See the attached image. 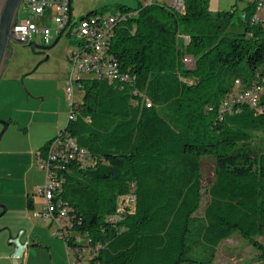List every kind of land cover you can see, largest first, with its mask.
I'll list each match as a JSON object with an SVG mask.
<instances>
[{
    "label": "trees",
    "instance_id": "16d2710c",
    "mask_svg": "<svg viewBox=\"0 0 264 264\" xmlns=\"http://www.w3.org/2000/svg\"><path fill=\"white\" fill-rule=\"evenodd\" d=\"M120 9L137 13L106 48L129 79L82 78L61 132L73 141L56 163L75 263L212 264L238 232L264 264V113L232 102L264 77V23L212 12L208 0ZM209 156L216 176L200 211Z\"/></svg>",
    "mask_w": 264,
    "mask_h": 264
},
{
    "label": "rangeland",
    "instance_id": "374dc122",
    "mask_svg": "<svg viewBox=\"0 0 264 264\" xmlns=\"http://www.w3.org/2000/svg\"><path fill=\"white\" fill-rule=\"evenodd\" d=\"M164 1L172 2V0ZM208 1L212 12L234 10V20L238 22L239 16L253 0ZM141 2L143 0H72V23L51 48L32 49L28 44L15 41L11 43V54L2 78L14 76V97L8 95L0 101L2 109H6V117H0V120L8 122V127L0 141V204L8 208L7 203L1 201L6 193L4 189L7 183L8 192L14 193V216L7 209L2 214L4 208L0 206V226H2L0 233H3L0 237L2 239L4 235L9 236L11 229L7 225L14 224V249L17 248L14 251V264L53 263L50 253L42 252H33L27 262V244L22 237L26 236V231L32 226H41L45 223L41 216H32L33 211L43 208L45 203L44 195L38 190V186L45 185L47 180V170L41 166L40 151H43L47 142L61 134L70 118L72 107H76L83 99V90L77 84L74 98H71L66 83L70 67L69 51L78 42V36L73 31L81 18L90 12L105 11L108 14L119 10L121 5L136 7ZM19 12L23 13V7ZM57 36L58 33H55L52 42ZM31 41L45 45L39 35H35ZM190 65L194 67L195 61ZM11 117L14 120L12 119L9 126ZM2 129L3 124L0 123V132ZM7 149L11 151L5 153ZM8 173L11 174L12 179L7 182ZM201 173L204 195L200 211L207 203V187L216 176L213 157L202 158ZM28 191L35 197L34 210L27 206ZM23 204L25 211L21 209ZM129 206L133 208V204ZM50 224L51 228H55L52 222ZM39 229L41 228L38 227L37 230ZM57 237L62 242L61 237ZM262 241L264 242V238ZM38 245L45 246L46 249L45 243ZM258 254L253 244L236 232L220 242L212 264H263L258 260ZM76 264H88V261L82 259Z\"/></svg>",
    "mask_w": 264,
    "mask_h": 264
},
{
    "label": "built area",
    "instance_id": "2783aa9c",
    "mask_svg": "<svg viewBox=\"0 0 264 264\" xmlns=\"http://www.w3.org/2000/svg\"><path fill=\"white\" fill-rule=\"evenodd\" d=\"M163 2L166 1L143 0L141 4ZM170 5L178 11H184L185 0H172ZM21 7H23V13L19 12L13 32L17 38L23 41H31L35 35H39L43 43L49 45L52 43L55 33L62 36L72 23V0H23ZM247 7L240 15L244 21H248L250 25L264 23V0H253ZM135 13H137L136 9H119L108 14L105 11H93L81 18L80 23L73 31L78 36V42L69 51L70 67L66 83L71 98H74L75 85L79 86L78 83L82 78L91 77L109 81L129 79L128 74L119 72L118 62L111 59L106 47L114 37L118 22ZM183 61L190 65L194 59L192 55H185ZM237 84H239L238 81ZM263 98L264 77H260L250 87L236 94L232 102L246 101L251 108L264 113ZM147 105L149 106L150 103L147 102ZM73 110L74 106L71 109L70 117L73 115ZM65 143L72 144L73 141L71 138L64 139L60 134L48 143L45 151H40L41 166L47 170V180L45 185L38 186V190L44 195L45 203L43 208L33 211L34 216L50 220L55 225L54 234L64 239L67 234L66 225L70 222V218L68 207L59 195L61 179L57 176L58 164L56 162L63 155ZM76 236L79 237V241H85L83 236ZM65 242L68 250L71 251L66 240ZM85 251L78 248L80 255ZM69 261L70 264L75 263L74 258Z\"/></svg>",
    "mask_w": 264,
    "mask_h": 264
},
{
    "label": "crops",
    "instance_id": "0c3cea01",
    "mask_svg": "<svg viewBox=\"0 0 264 264\" xmlns=\"http://www.w3.org/2000/svg\"><path fill=\"white\" fill-rule=\"evenodd\" d=\"M8 95H10V97H14V76L8 77L6 79L2 78V80L0 81V101L1 99H3V97L8 96ZM2 108L3 107L0 106V117H6V114H5L6 109L3 110ZM12 119L14 120V118L13 117L10 118L9 126L12 123ZM7 151H11V150L7 149L5 150V153H7ZM6 176H8L6 177L7 182L10 179H12L10 173L6 174ZM7 186L8 184L6 183V187ZM6 187L4 189V192L6 193L2 197L1 201H3L4 203H7L8 205L7 210L10 211V214H12V216H14V193H12L11 191L8 192ZM28 194H30L29 191L27 192V195H26L27 200H28ZM32 194H31V198L33 199L34 204H35V197ZM27 206H28V201H27ZM21 209L25 211V204L21 206ZM41 219L43 221L45 220V223L47 221L48 224L42 223L41 226L34 225L29 230L26 231V236L22 237L23 239H25L24 243L27 244V250H26L27 262H29L31 256L33 255V252H42L46 254L50 253V257L53 260L52 264H70L69 260H72L73 258H75V256L71 253V251L68 250L65 239L59 235L54 234V228L53 227L51 228L50 220H46L43 218ZM12 221L14 223V218L12 219ZM1 227L2 226H0V228ZM4 227L6 228V226ZM7 227H10L11 229L9 236L4 235L2 239L0 237V264H14V251L17 250V248L14 249V224H8ZM38 227L41 229L37 230ZM1 234L3 233L1 232L0 236ZM57 236L61 237V240L63 243L58 239ZM39 243L41 245L45 243L46 249H44L45 246H39L38 245ZM66 256H67V260H66Z\"/></svg>",
    "mask_w": 264,
    "mask_h": 264
},
{
    "label": "water",
    "instance_id": "95a60500",
    "mask_svg": "<svg viewBox=\"0 0 264 264\" xmlns=\"http://www.w3.org/2000/svg\"><path fill=\"white\" fill-rule=\"evenodd\" d=\"M22 2L23 0H0V81L2 80V76L8 64V60L11 54V43L13 41L23 44L28 43L32 47V49H34L35 47L48 49L55 45L61 37V34H59L55 41L49 45H38L33 41H23L17 38L14 35L13 26L18 19ZM0 123L3 124V129L0 132L1 141L4 132L8 127V122L6 120H0ZM0 206L4 208L2 212L3 214L6 211L7 207L3 204H0Z\"/></svg>",
    "mask_w": 264,
    "mask_h": 264
},
{
    "label": "flooded vegetation",
    "instance_id": "af4514ba",
    "mask_svg": "<svg viewBox=\"0 0 264 264\" xmlns=\"http://www.w3.org/2000/svg\"><path fill=\"white\" fill-rule=\"evenodd\" d=\"M26 44H28V43H26ZM28 45H29V44H28ZM35 48H36V47H35ZM35 48H34V49H35Z\"/></svg>",
    "mask_w": 264,
    "mask_h": 264
}]
</instances>
